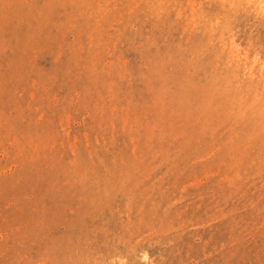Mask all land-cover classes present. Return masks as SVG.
Here are the masks:
<instances>
[{
  "label": "rangeland",
  "instance_id": "374dc122",
  "mask_svg": "<svg viewBox=\"0 0 264 264\" xmlns=\"http://www.w3.org/2000/svg\"><path fill=\"white\" fill-rule=\"evenodd\" d=\"M0 264H264V0H0Z\"/></svg>",
  "mask_w": 264,
  "mask_h": 264
}]
</instances>
